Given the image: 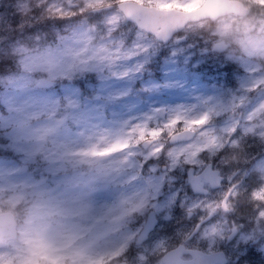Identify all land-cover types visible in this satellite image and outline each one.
Masks as SVG:
<instances>
[{
    "label": "snow or ice",
    "instance_id": "6c2138e0",
    "mask_svg": "<svg viewBox=\"0 0 264 264\" xmlns=\"http://www.w3.org/2000/svg\"><path fill=\"white\" fill-rule=\"evenodd\" d=\"M196 3L0 0V187L49 193L37 213L45 243L59 211L50 193L69 165L88 162L121 185L115 207L133 209L118 264H208L173 242L190 236L209 245L211 264H264V94L254 95L264 66L246 64V87L192 104L156 98L178 82L128 84L145 68L204 80L242 65L190 30ZM72 18L78 26L52 40L33 28Z\"/></svg>",
    "mask_w": 264,
    "mask_h": 264
},
{
    "label": "rangeland",
    "instance_id": "374dc122",
    "mask_svg": "<svg viewBox=\"0 0 264 264\" xmlns=\"http://www.w3.org/2000/svg\"><path fill=\"white\" fill-rule=\"evenodd\" d=\"M201 1L197 0L196 5ZM245 1L248 4L260 5L261 9H263L258 10V12L264 11V0ZM263 23L264 16L254 12L250 17L237 18L228 14L220 17L215 22L205 20L188 24L190 30L195 31L203 40L208 41L210 46H212L214 41H225L228 44V48L222 52L242 63L236 69L237 73L235 71L231 73L235 81V84L230 85L231 87L228 85L218 86L217 83L211 82L215 89L207 90L205 87H201L198 82L186 81L176 70L167 67L163 68L161 81H143L140 87L147 92L149 88H154L157 84L164 85L178 82L177 87L171 89L162 88L160 94L156 97L161 102L170 104H192L195 103V98L200 95H222L227 97L230 92H235L241 89L242 86L246 87L251 82L252 77L246 71V64L264 66V63L260 62V59L264 58V44L257 40L259 36L264 35ZM38 25L44 29L43 36L48 40H52L56 34L72 27H77L78 21L76 18L68 21L44 20ZM45 25L49 27L45 28ZM61 26H64V28L60 29ZM0 41L2 44L3 41ZM225 74L221 73L217 77L223 78ZM138 76L139 73H133L129 76L128 84H130V81L134 82ZM261 94L264 93L258 92L256 96L258 97ZM114 159L119 160L121 157L117 156ZM87 165L88 168L86 169ZM105 185L109 184L104 181L95 166L90 165L88 162H80L75 165H69L66 180L56 191L50 193L59 205V211L52 219L53 227L63 229L65 235L82 241L85 246L92 250L99 264L116 261L115 256L119 253L121 245L124 244L128 237L121 222L123 215L124 217L126 216L124 214L125 211L121 213L120 209L115 207L123 200L124 193L121 187L116 192L114 190L107 191L103 189ZM95 190H98L99 193H94ZM41 192L45 196L49 195L46 190H37V195L40 199ZM93 196H97L99 203L105 207L116 209L114 214L107 215L106 222L100 226H97V220L94 216L93 210L96 202L91 199ZM183 223L187 226L191 225V221H184ZM174 239L179 238L174 237L173 241ZM189 242L191 244H202L207 248L206 250H210L209 245L205 241L197 240L195 236H191Z\"/></svg>",
    "mask_w": 264,
    "mask_h": 264
},
{
    "label": "clouds",
    "instance_id": "9594fccd",
    "mask_svg": "<svg viewBox=\"0 0 264 264\" xmlns=\"http://www.w3.org/2000/svg\"><path fill=\"white\" fill-rule=\"evenodd\" d=\"M264 44V35L257 38ZM264 63V58L260 59ZM94 216L97 226L106 222L116 209L100 204L97 196ZM40 197L26 187H0V264H99L92 250L79 239H72L64 230L53 227V244L45 243L38 227Z\"/></svg>",
    "mask_w": 264,
    "mask_h": 264
},
{
    "label": "water",
    "instance_id": "95a60500",
    "mask_svg": "<svg viewBox=\"0 0 264 264\" xmlns=\"http://www.w3.org/2000/svg\"><path fill=\"white\" fill-rule=\"evenodd\" d=\"M194 10L199 18L208 16L213 19H215L220 14L228 13V11H233L235 13L246 12V9L241 5L240 2L236 0H205V2L201 6L196 7ZM189 251L201 252L208 264H211L212 256L210 255V253L202 252L201 250L195 248L189 249Z\"/></svg>",
    "mask_w": 264,
    "mask_h": 264
}]
</instances>
